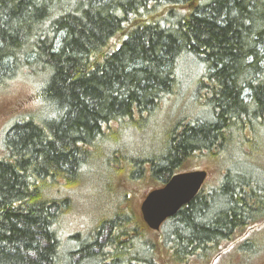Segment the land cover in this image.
<instances>
[{
	"label": "trees",
	"instance_id": "16d2710c",
	"mask_svg": "<svg viewBox=\"0 0 264 264\" xmlns=\"http://www.w3.org/2000/svg\"><path fill=\"white\" fill-rule=\"evenodd\" d=\"M118 33L124 39L108 51ZM184 60L197 66L185 85ZM19 74L35 81L40 107L0 140V264L206 260L264 219V177L247 166L264 144V0H0V87ZM190 82L188 112L171 119L158 151L109 152L116 170L104 188L123 179L130 191H118L105 238L102 223L65 250L58 227L71 201L61 191L79 182L94 148L122 142L119 130L186 98ZM199 156L218 166V182L204 183L155 234L130 205L136 183L162 186Z\"/></svg>",
	"mask_w": 264,
	"mask_h": 264
},
{
	"label": "rangeland",
	"instance_id": "374dc122",
	"mask_svg": "<svg viewBox=\"0 0 264 264\" xmlns=\"http://www.w3.org/2000/svg\"><path fill=\"white\" fill-rule=\"evenodd\" d=\"M186 8V7H180ZM127 26V25H126ZM125 32V31H124ZM124 33L116 34L109 43L108 51L114 50L124 39ZM182 64V65H181ZM179 71L182 82L193 80L196 74L197 66L191 61H181ZM190 85V88L188 87ZM191 82L184 88L185 94L191 90ZM183 90V91H184ZM189 90V91H188ZM37 86L35 81L27 75L19 74L9 81L6 85L0 87V140L2 134L13 120L22 115H28L39 109L40 103L36 98ZM189 92L186 98H171L163 104V108L153 116L146 118L139 126L129 129L119 130L117 132V140L119 142L115 146L100 144L99 148H94L87 164L80 170L82 177L75 185H71L68 190L61 191V195L69 197L71 206L64 213L63 219L60 221L59 234L63 242V247L71 252L78 244L83 241H90L96 235V230L102 224L99 242L105 238L108 232V225L104 221L114 215L116 211V197L120 188L130 191L129 187L124 183L123 179L112 184L110 188H104L107 180L110 179V169L116 170L114 164L107 160L109 152L114 151L113 148H119L122 151L124 147L125 157L137 156L140 154H148L158 151L160 138L163 136L165 128L178 116H182L186 111V104L190 97ZM186 108H185V107ZM188 112V111H187ZM173 113V115H172ZM188 114V113H186ZM190 115V114H189ZM170 122V123H169ZM131 129V130H130ZM263 136V129L260 131ZM122 144V145H121ZM97 147V146H95ZM247 166L251 173L256 174L259 178L264 177V144L263 140L258 145L255 153L247 157ZM108 166H105L104 163ZM110 165V166H109ZM188 169L205 168L208 170V178L206 184L208 186L216 184L220 177V170L215 163L204 156L192 158L185 165ZM108 168V169H107ZM100 169L101 171L100 173ZM99 170V172H97ZM263 176H262V175ZM110 181V180H109ZM150 182H137L133 197L130 199V205L133 206L139 214V204L144 195L156 187V184ZM153 185V186H152ZM57 192V191H56ZM64 193V194H63ZM155 234H158L155 231ZM159 242L161 237L155 239ZM248 240L247 249L244 251L239 246ZM138 246V242L135 243ZM77 255L72 253V259H76ZM162 264H263L264 262V219L254 223H249L243 229L237 230L229 239L224 240L216 248L210 256L203 259L190 258L186 262H171L163 253L159 254Z\"/></svg>",
	"mask_w": 264,
	"mask_h": 264
},
{
	"label": "water",
	"instance_id": "95a60500",
	"mask_svg": "<svg viewBox=\"0 0 264 264\" xmlns=\"http://www.w3.org/2000/svg\"><path fill=\"white\" fill-rule=\"evenodd\" d=\"M207 178L205 168L188 169L173 174L162 186L150 189L139 204V214L147 228L159 231L167 218L193 199Z\"/></svg>",
	"mask_w": 264,
	"mask_h": 264
}]
</instances>
